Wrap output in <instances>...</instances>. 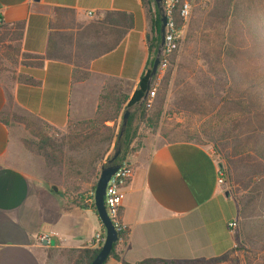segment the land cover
<instances>
[{
	"label": "crops",
	"instance_id": "crops-1",
	"mask_svg": "<svg viewBox=\"0 0 264 264\" xmlns=\"http://www.w3.org/2000/svg\"><path fill=\"white\" fill-rule=\"evenodd\" d=\"M107 11L131 14L133 25L120 29L119 43L102 53V44L117 38L104 41L92 22ZM0 18L2 38L23 25L20 61L23 54L38 57L37 63L20 62L13 82L0 79V264H74L79 251L95 248L94 236L105 232L92 202L105 160L88 179L67 184L58 177L66 168L61 172L32 152L26 135L4 117L8 95L14 107L58 130L94 118L108 83L122 81L131 97L150 61L149 5L0 0ZM127 158L133 173L123 188L120 220L129 233L118 245L120 259L109 257L105 264H200L238 255V227L229 223L239 226L241 206L218 183L221 169L211 148L191 141L148 143Z\"/></svg>",
	"mask_w": 264,
	"mask_h": 264
},
{
	"label": "rangeland",
	"instance_id": "rangeland-1",
	"mask_svg": "<svg viewBox=\"0 0 264 264\" xmlns=\"http://www.w3.org/2000/svg\"><path fill=\"white\" fill-rule=\"evenodd\" d=\"M189 1L192 14L184 28L181 46L170 58L167 69L152 81L151 89L155 95L147 97L146 118L142 120L141 110L135 107L128 109L130 114H135L137 132L131 153L148 143L155 146L188 138L201 140L203 145L212 149L218 163L223 164L224 187L238 198L243 191H239L237 179L248 174V168L240 161L237 166H228L222 162L218 150L224 146L243 148L250 150L255 157L261 156L264 134L258 135L255 131L257 123L241 117L231 105L232 99L237 100L240 93L237 83L227 72L228 68H235L245 79L238 84L239 87L250 85V78L264 77V42L259 30V25L264 24V0H235L237 9L232 10L226 20L220 0ZM148 5L154 8V3ZM106 18V14L97 17L92 25L100 30L104 41L118 38V32L107 25ZM18 38L17 31L0 37V79L6 82L15 80L20 62L37 63L38 57L28 54H23L20 61ZM228 45L242 53L238 57L225 56L222 51ZM3 56L8 57L4 59ZM124 91L128 93L129 88L124 87ZM104 111L105 117H115V120L84 124L73 121L65 130L52 129L13 105L5 108L4 117L12 122L15 131L19 127V135H26L24 142L32 152L61 172L66 168V172L58 177L75 185V178L88 179L113 153L115 136L124 114L122 111L117 115L115 107L108 102L104 104ZM157 116V128L148 127L146 122ZM39 128L51 137V142L43 150H39L40 140L35 136ZM55 175L57 177V173ZM244 221L240 215L238 255L214 264H245L243 259L246 255L255 264L264 255V216L248 220L245 227Z\"/></svg>",
	"mask_w": 264,
	"mask_h": 264
},
{
	"label": "trees",
	"instance_id": "trees-1",
	"mask_svg": "<svg viewBox=\"0 0 264 264\" xmlns=\"http://www.w3.org/2000/svg\"><path fill=\"white\" fill-rule=\"evenodd\" d=\"M148 3H154V8H149L150 18H151V39L149 42V50H150V61L146 66V70L141 77V80L130 97L125 91L123 87V83L120 80H116L113 84L108 83L104 87V90L100 96V103L98 106V111L96 116L92 119H87L84 121L78 122V124L84 123H92L96 120H104V121H113L115 117H105L104 104L110 103L115 107V112L119 115L122 111L123 114L126 110L130 108H137L141 110V118L144 120L147 116V108H148V98L144 100L145 93L149 87L148 81L153 65V61L155 55L157 53V49L161 42V18H160V10L155 4L154 0H146ZM220 5L224 11V20L228 19L231 16L232 10L237 9V2L235 0H220ZM234 13V12H233ZM106 23L109 27H111L116 32L121 30H127L133 25V17L131 14H128L123 11H107L106 13ZM247 17H244L245 20ZM18 28V37L21 35V30L23 28L22 23L17 24ZM259 30L263 35L264 42V24L261 23L259 25ZM15 34V33H14ZM51 39V38H50ZM120 39H115V41L111 44L103 43L102 44V53H106L115 48V46L119 43ZM51 41V40H50ZM225 56H236L242 53L240 49L233 48L231 45L225 47L222 51ZM237 52V53H236ZM236 53V54H235ZM42 57V56H41ZM228 74H231L234 82L237 83L238 91L240 96L237 100L232 99L231 105L235 108V111L241 117H248L253 119L257 123V128L255 129L256 133L259 135L264 134V77L262 78H250L251 84L246 87H239V83L245 82V79L238 74V71L234 68H228ZM155 79V77L153 78ZM239 84V85H238ZM240 88V89H239ZM241 90V91H240ZM8 104L10 106L13 105L11 96L8 95ZM160 116V115H159ZM159 116L155 119L150 120V122H146V125L150 128L156 129L159 122ZM135 114H130L126 123V127L120 136V131L115 136V143L113 145V153L109 154L105 159V164H107L108 160L114 155L117 149H121V153L117 158L116 162H120L121 160L127 158V156L134 150L132 144L136 137V127L134 125ZM46 125V124H45ZM48 126V125H46ZM38 129L35 136L39 138L40 145L39 150H43L50 142L51 137L46 134H43L42 131ZM174 141H191L198 144L203 145L201 140H196L195 138L181 139V140H173ZM219 154L222 157V162H226L228 166H237L238 163L241 162L246 168H248V174H246L242 179H237V184L240 185V189L243 191V194L240 195L237 199L241 206V216L245 220L244 227L247 224L248 220H252L256 217L264 216V147L262 148V155L255 157L251 153L250 150L237 149L232 147V149L224 146V149L218 150ZM261 152V150H260ZM240 161V162H239ZM223 173V172H222ZM96 186V185H95ZM95 186L93 187L92 199H94ZM93 207L95 208V204L93 202ZM121 214V211H120ZM129 230L126 229L124 231H118V241L114 243L112 252L110 257L115 259H120V252H118L117 248L120 244L121 240H125L128 237ZM100 247L95 248H83L79 251L78 257L75 259L74 264H90L92 260L95 258L97 253L99 252ZM261 256V255H260ZM218 259H208L202 261L200 264H214ZM245 264H253V260L251 257H244ZM153 262H157V260H147L138 264H151ZM255 264H264V255L257 261Z\"/></svg>",
	"mask_w": 264,
	"mask_h": 264
},
{
	"label": "built area",
	"instance_id": "built-area-1",
	"mask_svg": "<svg viewBox=\"0 0 264 264\" xmlns=\"http://www.w3.org/2000/svg\"><path fill=\"white\" fill-rule=\"evenodd\" d=\"M161 4L167 22L165 27V41L158 73H162L167 69L170 58L179 50L183 40L184 28L188 24L192 14V3L189 0H162ZM89 14L93 15L92 12ZM1 23L2 21L0 18V25ZM154 95L155 91L150 89L148 96L152 97ZM118 165L119 167L117 171L111 176L107 184L105 206L117 231H124L126 230V227L120 220L121 205L124 197L123 188L132 176L133 166L128 158L118 162ZM218 183H224L222 173H220ZM92 202H94V199ZM229 226L231 229H236L238 224L236 221H232L229 223ZM105 237V232L97 233L92 241L93 246L101 247L105 241ZM41 240L45 241L47 244L50 243L48 235H42Z\"/></svg>",
	"mask_w": 264,
	"mask_h": 264
},
{
	"label": "water",
	"instance_id": "water-1",
	"mask_svg": "<svg viewBox=\"0 0 264 264\" xmlns=\"http://www.w3.org/2000/svg\"><path fill=\"white\" fill-rule=\"evenodd\" d=\"M35 1H39V0H35ZM154 1L160 10L161 42H160V45L157 49V53H156L154 61H153V65H152V69H151V73H150V77H149V81H148L149 87L147 89V92L145 93L144 100L149 95L153 78L158 74V70H159V66H160V62H161V55L163 52V45H164V41H165V27H166V22H167V18L164 14V9H163L162 4H161L162 0H154ZM129 115H130V111L127 110L123 116V124L121 127L120 136L122 135V133L126 127V123H127ZM120 153H121V149L119 148L115 151L114 155L108 160L107 164H105L101 167L100 175L98 177V180H97V183L95 186L94 204H95L97 214H98L102 224L104 225L106 237H105V241H104L103 245L100 247L99 252L97 253V255L95 256V258L92 260V262L90 264H105L110 257L114 243H116L118 241V238H119L118 231H117L111 217L109 216L107 209H106V206H105V195H106L107 184H108L111 176L117 171V169L119 167L116 160L119 157ZM219 167L221 170H223V164L222 163L219 164ZM226 195L230 196V192L227 191Z\"/></svg>",
	"mask_w": 264,
	"mask_h": 264
}]
</instances>
